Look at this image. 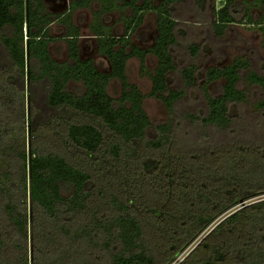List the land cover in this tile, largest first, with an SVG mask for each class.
<instances>
[{"label":"trees","instance_id":"1","mask_svg":"<svg viewBox=\"0 0 264 264\" xmlns=\"http://www.w3.org/2000/svg\"><path fill=\"white\" fill-rule=\"evenodd\" d=\"M182 0H72L62 14L43 0H0V264H264V129L261 142L237 136L195 141L175 130L177 104L196 84L193 65L181 69V88H170ZM205 0H198L202 8ZM213 11L211 32L221 38L237 23L233 0ZM97 3L89 31L108 63L99 71L79 56L73 12ZM244 1L247 24L264 48V15L256 21ZM129 9L120 37L102 15ZM156 14L151 47L129 43L144 13ZM53 23L65 29L67 61L50 53ZM192 58L196 44L187 46ZM157 63L149 97L168 120L153 126L145 96L126 76V63ZM243 74V76H242ZM205 101L200 114L182 118L228 131L246 101L241 80L257 87L264 112V76L242 57L199 74ZM120 92L112 98L109 83ZM220 83L217 94L208 86Z\"/></svg>","mask_w":264,"mask_h":264},{"label":"rangeland","instance_id":"2","mask_svg":"<svg viewBox=\"0 0 264 264\" xmlns=\"http://www.w3.org/2000/svg\"><path fill=\"white\" fill-rule=\"evenodd\" d=\"M49 11L63 13L67 5L72 0H43ZM130 1V0H125ZM244 1L255 2V0H233V13L237 23L230 25L221 38H216L211 32V23L214 20L213 11L221 7V2L217 0H205L202 8L198 0H182L174 6L173 18L178 22V29L182 32L177 34V44L172 50L175 65V72L172 74L170 88H181V80L178 72L190 65L196 68V84L186 91L182 101L176 106L178 115L175 121V130L180 137L195 141L224 142L237 136H247L250 139L261 142L264 129V112L254 110V105L262 98L261 91L255 86H248L243 80L238 84V88L245 92L246 101L237 107L239 118L228 131H219L213 128H202L199 125L189 123L182 118L184 113L200 114L204 111L205 101L200 87L203 80L199 74L203 73L211 66L224 67L233 59L242 57L250 62L251 70L264 76V48L262 36L255 25L247 24L243 19L245 14ZM161 0H153L154 5H158ZM254 3L249 11L253 20H257L264 15V5ZM247 7V6H246ZM99 6L92 3L89 8L78 9L73 12V24L80 29V35L87 37L81 44L79 56L81 60L92 59L96 68L101 72H107L108 63L106 59L97 53L96 39L91 35L89 26L93 19V12ZM130 15V10L113 11L102 15L101 20L105 27L110 28L109 32L117 37L124 34L123 18ZM52 38L62 35L61 31L53 28L49 33ZM157 34L156 14L154 11L144 13L142 23L135 28V31L128 34L130 44L137 45L142 49L152 46ZM60 41V40H59ZM196 44L199 52L192 58L187 46ZM66 45L64 41L51 43L49 48L52 58L57 62L67 61ZM156 59L152 55L145 57V72L139 71V61L131 58L126 63V76L130 84L145 96L142 106L148 119L153 126L162 124L168 120V114L160 100L149 97L151 82L148 74L156 66ZM148 73V74H147ZM243 76V74H242ZM220 83L208 86L212 95L217 94ZM110 97L117 98L120 92V84L117 80H112L107 88Z\"/></svg>","mask_w":264,"mask_h":264},{"label":"crops","instance_id":"3","mask_svg":"<svg viewBox=\"0 0 264 264\" xmlns=\"http://www.w3.org/2000/svg\"><path fill=\"white\" fill-rule=\"evenodd\" d=\"M44 2V1H43ZM45 3V2H44ZM45 5L47 6V9H48V11H49V8H48V5L45 3ZM69 5V4H68ZM68 5H67V8H68ZM67 8H66V10H67ZM65 10V11H66ZM64 11V12H65ZM52 12V11H51ZM63 12V13H64ZM52 13H54V14H62V13H57V12H55V11H53ZM53 28H56L58 31H61L62 32V35H60L58 38H55L58 42H61V40H60V38H61V36H63L64 34H65V29H64V27L62 26V25H60V24H57V23H53L52 25H50V27H49V33H51V31H52V29ZM87 37H85V35H81L80 37H79V42H78V46H79V51H80V48H81V44L83 43L82 41L84 40V39H86ZM60 40V41H59ZM56 41V42H57ZM63 41V40H62ZM50 48H51V44H50ZM66 48V47H65ZM80 55V54H79Z\"/></svg>","mask_w":264,"mask_h":264}]
</instances>
